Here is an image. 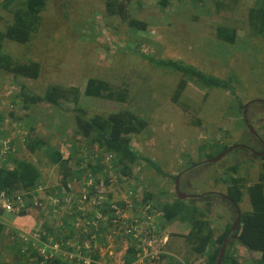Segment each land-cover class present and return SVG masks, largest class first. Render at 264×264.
Listing matches in <instances>:
<instances>
[{"label": "rangeland", "instance_id": "1", "mask_svg": "<svg viewBox=\"0 0 264 264\" xmlns=\"http://www.w3.org/2000/svg\"><path fill=\"white\" fill-rule=\"evenodd\" d=\"M157 1L141 0L140 6L134 2L130 4L129 12L148 24L145 32L134 33L117 16L105 15V0H48L41 14L40 33L28 44L6 41L3 46V52L15 60L39 62L41 71L36 80L15 82L10 76L0 73V113L11 126L17 117L23 120L30 116V119L36 120L37 131L43 135L44 141L56 139L51 145L60 150L65 158L69 145L67 135L72 138L73 131L70 124L72 104L65 102L61 108H52L42 103L24 111L21 98H15L18 93L16 85H22L29 94L42 95L45 88L52 84L65 88L78 87L81 91L87 79L96 78L107 81L118 91L126 90L128 102L125 106L84 95H80V104L89 116L131 108L134 114L144 118L148 126L131 137V147L142 157L156 163L166 175L160 176L140 161L133 166L131 177L126 179L109 170L107 185L101 182L95 195L111 193L114 201L125 202L124 211L128 217H136L142 215L143 208L137 204L145 195L151 196L149 202L153 206L172 202L176 184L174 177L181 174L178 190L187 196L184 203L194 204L206 214L215 239L225 231L227 224L234 223L236 217L231 205L218 196V193L226 191L228 169L236 166V175L248 185L257 182L262 172L264 156L254 158L241 147L215 159L225 152L222 151L224 146H247L255 152H262L264 38L251 35L247 16L249 10L264 4V0L222 1L219 10L210 0H171L165 11L157 7ZM0 13L4 19L11 18L6 11L0 9ZM222 25L236 28L235 45L221 44L216 38V30ZM135 50L156 58L184 62L223 80L231 79L233 92L203 89L189 82L179 100L173 102L172 95L180 75L155 68L136 55ZM248 103L246 116L255 134L247 128L239 105ZM15 121L18 122L17 119ZM49 148L51 146L32 157L23 156L32 161L43 176V184L36 190L38 196L33 199L40 203V207L28 208V220L15 219L8 213L0 215V223L3 224L0 264H16L18 253L12 248V229L31 233L30 228L38 230L44 220L58 227L62 219L60 216L78 200L76 192L82 190L80 183L72 185L75 196L66 194L65 198H57L56 189L61 184L62 173L44 151ZM80 150L79 155L85 156L88 152L82 147ZM204 193L215 195L207 200L190 198ZM133 200L138 201L137 204L133 205ZM59 202L65 203H61V212L55 210ZM93 204L95 201L91 199L82 210H88ZM246 209L241 208L242 211ZM16 220L27 224L19 226ZM76 220L75 233L78 235L68 247L77 251L73 253L80 252L86 257L85 249L78 243L81 238L87 240L81 235V229L87 226L84 218L76 217ZM164 222L162 213L155 212L149 225L150 232L143 242L119 234L112 238L108 236L104 245L95 243L94 236L95 239H91L94 247L98 244L100 263L124 264L127 248L136 245L140 250L137 264H170V259L161 257L167 253V244L175 248L178 253L174 256L180 261L185 251L178 250L183 241L179 236L186 235L190 225L176 221L163 229ZM84 247L90 250L89 246ZM238 248L234 245L240 264H257L259 254L247 252L244 248L239 253ZM226 257L223 264L228 262V250ZM203 263L204 257H201L192 264Z\"/></svg>", "mask_w": 264, "mask_h": 264}, {"label": "trees", "instance_id": "2", "mask_svg": "<svg viewBox=\"0 0 264 264\" xmlns=\"http://www.w3.org/2000/svg\"><path fill=\"white\" fill-rule=\"evenodd\" d=\"M47 1L0 0V9L11 14L10 19H4L0 13V29H2L0 30V73L10 76L13 82L21 79L36 80L40 76L41 66L39 62L34 60L27 62L15 60L11 55L3 52V46L6 41L20 45L28 44L40 33L39 30L42 26L41 14L45 10ZM170 1L158 0L157 7L161 11H165ZM210 1H214V5L219 10L223 5L222 1L236 3L239 0ZM132 2L140 6L141 0H105V15L117 16L131 32L143 33L146 31L148 24L136 19L129 12V6ZM198 2L202 1L199 0ZM247 22L252 36L264 38V4L249 10ZM216 38L221 44L235 45L237 43V30L234 27L218 26ZM134 52L155 68L180 75L172 95L173 102L179 100L189 82H194L196 86L203 89L215 88L233 92V88L230 86L231 79L223 80L205 74L196 67L186 65L178 60L156 58L138 50ZM16 87L18 93L15 94V98H21L24 111H28L42 103L52 108H61V104L65 102L72 104V121L70 124H72L73 131L72 138L67 135L69 141L68 156L64 158L60 150H55L51 145L55 144L56 139L52 138L49 139V142H45L42 138L43 135L38 133L36 120L30 119V116L24 117L23 120L17 117L18 122L13 119L14 125L11 126L9 120H5L3 114L0 113V198L3 196L13 201L16 196L20 195L24 202L23 209L9 214L13 215L15 219L25 218L28 220L30 218L28 208L40 207L38 201L39 206L35 207L33 205V199L38 196L36 190L39 186H42L43 176L38 167L23 156L32 157V155L50 146L51 148L44 151L48 153L50 161L58 166L62 173L61 184L56 189L57 198H65L66 194H74L75 196L73 186L79 183L82 190L76 192L78 194L77 202L71 205L70 210L66 211L63 216H60L62 217L61 221L58 217L60 226L55 227L44 220L41 221L38 230L30 228L31 233L12 229L14 234L12 248L16 249L18 253L15 262L16 264H83V262H77L75 258H70L68 255L71 252H77L68 246L70 241H73V238L78 235L75 233V225L78 223L76 217H80V219L84 218L87 226L85 227L87 232L85 228L81 229V235L87 240L81 238L78 245L83 246L82 248L85 249L84 255L91 259L90 264H101L98 244L105 245L107 237H114L117 229L111 225V219L114 216L112 208L118 206L122 209L126 205L125 202H117L111 199V193L95 195L101 182L107 185V172L113 170L119 175V178L121 176L129 178L132 175L133 166L140 161H144L160 176L166 175L156 163L142 157L131 147V137L143 132L148 123L144 118L134 114L131 108L119 109L121 111L105 115L93 114L89 116L80 104V95L88 98L107 99L124 106L128 102L126 90L118 91L110 83L101 79H87L84 89L81 91L78 87L65 88L58 84H52L45 88L42 95L29 94L19 84ZM3 93L4 90L1 95ZM239 105L243 110L245 105ZM12 116H14L13 113L10 114L11 118H13ZM261 130L264 135V125L261 126ZM80 147L88 151L85 156L79 155ZM227 148L228 146H224L222 151H226ZM243 149L254 158H262L254 156L249 149ZM21 152L23 153L21 154ZM262 160H264V157ZM228 171L229 179L225 182L226 191L218 193V196L231 205L235 215L234 205L239 207L240 223L235 231L230 233L221 264L227 258V250L229 259L226 264L241 263L238 262V257L235 256L234 245L236 247L242 246L247 252L259 254L256 262L257 264H264V162L258 181L251 185H248L243 178L236 175L238 171L236 166L230 167ZM180 175L177 174L174 179H177ZM175 194L172 202L160 203L156 206L149 202L150 195H145L140 202L133 200L131 203L134 205L138 202L137 205L142 208L145 204L151 203L154 212L162 213L165 221V225L162 224L161 226L163 229L176 221L190 225L189 232L186 235L179 236L183 241L178 250L185 251L180 261L174 256L178 253L175 248L167 244V253L162 254L161 257L170 259L172 261H170V264H192L194 260L201 257H204L203 264H216L223 240L233 224H227L225 231L213 239V231L209 226L206 214L194 204H185L184 199H178ZM214 195L215 193H204L193 195L190 198L207 200ZM91 199L95 201V204L89 207L88 210H82L83 206L87 205ZM61 203L65 204L59 202L55 206L56 211L61 212L63 208ZM242 207L247 209L242 211ZM35 212L39 213V211ZM3 214L4 212H0V215ZM15 223L19 226L27 224L25 221L17 220ZM2 225L0 223V237L3 231ZM117 235L119 236V234ZM94 236L96 238L94 242H98L96 247H94L91 239ZM84 245L89 246L90 250L87 251L88 249ZM139 254L140 250L136 248V245L127 248L124 255V264H137Z\"/></svg>", "mask_w": 264, "mask_h": 264}, {"label": "built area", "instance_id": "3", "mask_svg": "<svg viewBox=\"0 0 264 264\" xmlns=\"http://www.w3.org/2000/svg\"><path fill=\"white\" fill-rule=\"evenodd\" d=\"M150 204H145L142 209V215L136 217H128L124 211V208L121 209L118 206H113L112 209L114 210V216L111 219V225L117 228L115 235L124 234L133 240L143 242L145 235L149 234L150 232L149 225L151 223L152 216L155 213L153 207ZM33 205L36 207L39 206V203L36 201L33 203ZM23 208L24 202L22 201L20 195L16 196L13 201L8 200L3 196L0 198V212L9 214ZM145 218L148 219L146 220ZM68 255L70 258H75L77 262H83V264H90L91 262V259L88 256L84 257L82 254H80V252H71Z\"/></svg>", "mask_w": 264, "mask_h": 264}, {"label": "water", "instance_id": "4", "mask_svg": "<svg viewBox=\"0 0 264 264\" xmlns=\"http://www.w3.org/2000/svg\"><path fill=\"white\" fill-rule=\"evenodd\" d=\"M258 101H259V100H258ZM248 105H249V103H248V104H245V106H244V108H243L244 121H245V123H246L247 128L250 130V132L253 133V134H255L254 131L251 129V126L249 125L248 120H247V116H246V110H247ZM262 143H263V142H262ZM263 145H264V143H263ZM238 146H240V145H238ZM238 146L235 145L234 147H230V148H228L225 152H223V153H222L220 156H218L215 160L221 158L225 153L231 151V150L234 149V148H237ZM240 147H243V148H246V149L251 150V149H250L249 147H247V146H240ZM251 152H252V154H253L254 156H256V157H262V156H264V149H263V151H262L261 153L255 152V151H253V150H251ZM215 160H213V161H215ZM178 182H179V180H178V178H177V179H176V184H175V193H176V196H177L178 199L183 200V199H185L187 196H185V195H183V194H181V193L179 192V190H178ZM223 197H225V196H223ZM234 206H235V209H236V217H235V220H234V223H233L232 227L230 228L229 233L227 234V236H226V237L224 238V240H223V243H222V245H221V249H220V252H219V256H218L217 261H216V264H221V261H222V258H223V255H224V252H225V250H226V245H227V241H228V238H229V236H230V233L233 232V231H235V229L237 228V226H238L239 223H240V209H239V207H238L237 205H234Z\"/></svg>", "mask_w": 264, "mask_h": 264}, {"label": "crops", "instance_id": "5", "mask_svg": "<svg viewBox=\"0 0 264 264\" xmlns=\"http://www.w3.org/2000/svg\"><path fill=\"white\" fill-rule=\"evenodd\" d=\"M240 249H242V250H243V248H241V247L239 246V248H238V250H239V253H240ZM239 255H241V254H239Z\"/></svg>", "mask_w": 264, "mask_h": 264}, {"label": "flooded vegetation", "instance_id": "6", "mask_svg": "<svg viewBox=\"0 0 264 264\" xmlns=\"http://www.w3.org/2000/svg\"><path fill=\"white\" fill-rule=\"evenodd\" d=\"M262 143V142H261ZM262 147H263V149H264V145H263V143H262ZM263 151V150H262ZM175 183H176V181H175Z\"/></svg>", "mask_w": 264, "mask_h": 264}]
</instances>
